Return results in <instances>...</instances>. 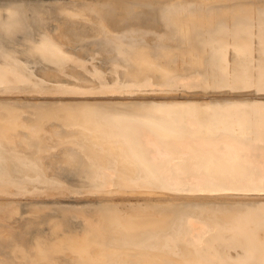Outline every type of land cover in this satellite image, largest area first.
<instances>
[{
	"label": "bare ground",
	"instance_id": "6f19581e",
	"mask_svg": "<svg viewBox=\"0 0 264 264\" xmlns=\"http://www.w3.org/2000/svg\"><path fill=\"white\" fill-rule=\"evenodd\" d=\"M0 59V264H264V0H0Z\"/></svg>",
	"mask_w": 264,
	"mask_h": 264
},
{
	"label": "water",
	"instance_id": "95a60500",
	"mask_svg": "<svg viewBox=\"0 0 264 264\" xmlns=\"http://www.w3.org/2000/svg\"><path fill=\"white\" fill-rule=\"evenodd\" d=\"M19 36H21V35H19ZM23 63V62H22ZM8 64V62L7 61H4V60H1L0 59V66L1 65H4V66H6ZM29 71V70H28ZM30 72V71H29ZM5 75L11 80H13L14 78H13V75H12V73L10 72H6L5 73ZM5 77V76H4ZM192 76H185V77H182V79H187V80H189V78H191ZM6 78V77H5ZM3 81H1L0 80V90H5V89H8V88H10V87H12L13 86V83L12 84H10V83H7V82H5L4 80L5 79H2ZM199 80L200 79H197V78H195V76H194V79L193 80H189L190 81V83L191 84H196V85H198L199 84ZM14 81V80H13ZM16 85L15 86H29V85H31L32 83H30L28 80H26L25 78H21L19 81H16V83H15ZM181 84V83H180ZM178 85V87H180L181 88V85ZM146 88V90H148V92L147 93H150V90H151V87H145ZM152 89L154 90V89H156V88H154V87H152ZM80 90H74L72 93H74L73 95H65V96H60V97H62V98H92V96H90V95H79V94H77L78 92H79ZM186 91H189V92H197L198 91V89L197 88H193V89H189V90H186ZM229 90L228 89H221V90H217V92H220V93H226V92H228ZM243 91V90H242ZM253 91V89L252 88H249V89H247V90H244L243 92H248V94H250L249 96H253L254 97V93H251ZM239 92H241V91H239ZM238 92V93H239ZM231 94H237V93H235V92H230ZM114 96H117V95H113V97ZM94 97V96H93ZM171 101H168V100H159V101H154V102H152L153 104H155V105H164V104H167V103H170ZM174 103L176 102V103H184V104H189V103H195V102H197V103H200V101H194V100H177V101H173ZM250 103L249 104H253L254 106H256V107H259L258 109H255L256 110V113H254V114H252L251 115V117H252V120H254L255 119V121L257 122V124H258V122L259 121H261V125L258 127L257 126V128H256V130L255 131H253L252 130V132H250L249 133V135H247L246 137H241V138H239V137H236V136H233V135H230L229 134V136H231L232 138H239L240 140L242 139V140H244V141H246L248 144H250L251 146H252V154L253 155H255V156H257V158L259 157V155H260V152H259V150H260V148H263L264 147V99H256V98H254V99H252V100H250L249 101ZM233 103H240V104H243L242 102H238V101H233ZM178 124H180V125H182V126H184V128H186L187 130H189V131H194V132H196L197 131V128H194V127H192L191 129H188V125H187V123H185V120H180V122L178 123ZM232 134H235L236 132L235 131H233V132H231ZM226 133H224V132H222V131H217V132H214V134H213V136L214 137H218V136H220V135H225ZM212 135H210V137H213ZM145 148V147H144ZM146 149V148H145ZM172 163H177V164H183V162H182V160H175V161H173ZM172 163L171 164H169V165H167V166H172ZM250 166H252V165H249V168H250ZM257 166V165H256ZM254 168V171L258 174V172H259V170H258V168L259 167H253ZM104 174V173H103ZM159 178L160 179H163V175H160L159 174ZM259 182H260V184L261 185H263L264 183V181H263V179H259ZM258 182V183H259ZM184 183H186V182H184ZM257 183V184H258ZM186 184H188V183H186ZM189 185V184H188ZM181 187H184V186H187V185H180ZM185 188H190V186H188V187H185ZM165 192H168V193H172L173 192V189H171V188H166L165 189ZM186 193V192H185ZM184 193V194H185ZM247 194H249V195H253V196H256V195H264V194H253V193H247ZM196 195H208V194H206V193H197ZM211 195H212V193H211ZM259 201H263V200H259ZM259 203H263V202H259Z\"/></svg>",
	"mask_w": 264,
	"mask_h": 264
}]
</instances>
